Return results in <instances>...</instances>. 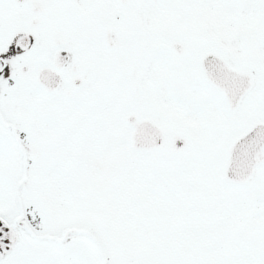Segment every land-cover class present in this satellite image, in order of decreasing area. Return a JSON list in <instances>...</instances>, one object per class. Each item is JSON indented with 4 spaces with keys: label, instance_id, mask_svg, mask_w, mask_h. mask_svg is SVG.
Wrapping results in <instances>:
<instances>
[{
    "label": "snow or ice",
    "instance_id": "obj_1",
    "mask_svg": "<svg viewBox=\"0 0 264 264\" xmlns=\"http://www.w3.org/2000/svg\"><path fill=\"white\" fill-rule=\"evenodd\" d=\"M0 264H264V0H0Z\"/></svg>",
    "mask_w": 264,
    "mask_h": 264
}]
</instances>
